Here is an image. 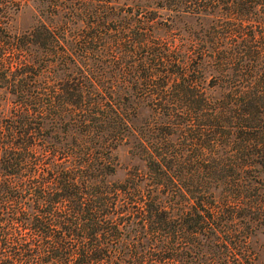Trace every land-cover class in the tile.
I'll list each match as a JSON object with an SVG mask.
<instances>
[{
  "label": "trees",
  "instance_id": "1",
  "mask_svg": "<svg viewBox=\"0 0 264 264\" xmlns=\"http://www.w3.org/2000/svg\"><path fill=\"white\" fill-rule=\"evenodd\" d=\"M218 1L183 6L199 13ZM221 1L230 29L240 30L244 11L260 23L264 0ZM96 17L88 32L0 24V88L9 95L5 110L0 101V264L237 263L249 231L236 236L232 218L254 213L264 223V69L240 56L247 42L222 50L212 25L184 48L140 31L143 72L106 73L122 68L123 43L113 38L107 58L111 40ZM130 96L154 104L146 139L125 106ZM122 143L143 167L110 180Z\"/></svg>",
  "mask_w": 264,
  "mask_h": 264
},
{
  "label": "rangeland",
  "instance_id": "2",
  "mask_svg": "<svg viewBox=\"0 0 264 264\" xmlns=\"http://www.w3.org/2000/svg\"><path fill=\"white\" fill-rule=\"evenodd\" d=\"M3 1L5 0H0V7L6 5V2ZM8 1V6H4L6 8L4 16H0V24L5 26L9 32L24 31L38 22H44L49 26H61L65 23L67 28L75 30L86 26L84 30L88 32L90 29L87 26L94 23L97 18L96 14H101L105 20V28H107L106 35L109 41L111 40L106 48V57L110 58V55L117 51L112 46L115 43L112 42L113 38L119 36L118 39L121 44L123 43L122 50L119 52L122 55V68L109 66L106 68V73L123 71L141 74L143 72L142 67L138 65V57L146 53V50L137 44L138 38L141 37L140 31L152 42L161 40L167 42L169 47L173 43H177L181 48H184L192 40L199 41L198 35H201L205 29L209 31L212 25L219 30L220 35L217 40L220 42L222 50H227L228 46L234 42H247L248 50L242 51L240 56L243 60H248L252 66L264 69V6H259L256 11V15L260 16V23L253 20L255 13L244 11L240 13V16L244 18V23L241 24L239 31H234L228 27L227 22L230 21V14L221 4V0L218 1V6L199 13L187 10V7L183 6L185 0H18L17 8L10 5V3L12 4L11 0ZM206 37L203 36V39ZM130 44H134V47H131ZM256 46H259L260 54L253 51ZM257 54L259 58L256 57ZM96 55L97 53L94 51L93 59ZM204 75L206 89L215 93L217 90L206 84L209 81L208 73L205 72ZM8 98V93L0 88V101L4 110L7 107ZM125 101V106L136 110L133 125L141 135L140 137L146 139L147 120L154 117L151 108L154 104L147 98L136 96H130ZM148 133L150 136L155 135L159 133V129L151 127ZM131 147L130 143H122L114 150L118 163L115 172L110 174L108 179H123L129 169L143 167V161L133 154ZM259 186L258 192L264 193V184ZM219 191L217 189L214 192L216 199H219ZM194 202V198H191L188 204ZM242 217H234L231 220V224L236 227V236L238 234V237L241 238L245 230L249 231L247 237H242L245 239V244L241 243V246L236 250L237 259L234 260L237 263L234 264L243 262L245 264H264V223L257 224L254 213ZM247 223L251 226L245 229L243 226Z\"/></svg>",
  "mask_w": 264,
  "mask_h": 264
}]
</instances>
